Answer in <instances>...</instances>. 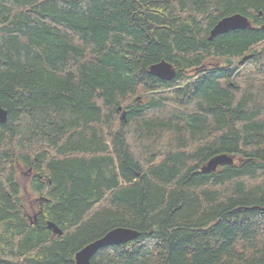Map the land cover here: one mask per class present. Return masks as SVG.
<instances>
[{
  "label": "trees",
  "instance_id": "16d2710c",
  "mask_svg": "<svg viewBox=\"0 0 264 264\" xmlns=\"http://www.w3.org/2000/svg\"><path fill=\"white\" fill-rule=\"evenodd\" d=\"M0 106V264H264V0H0Z\"/></svg>",
  "mask_w": 264,
  "mask_h": 264
},
{
  "label": "water",
  "instance_id": "95a60500",
  "mask_svg": "<svg viewBox=\"0 0 264 264\" xmlns=\"http://www.w3.org/2000/svg\"><path fill=\"white\" fill-rule=\"evenodd\" d=\"M250 25L248 18L240 13H233L221 18L211 29L210 38L217 34L226 33L230 30L246 28ZM249 56L243 57V60ZM149 73L159 79L170 80L174 76L172 65L164 60L156 62L149 67ZM121 107H117L120 111ZM7 112L0 106V122L6 121ZM120 118L125 119V112H120ZM232 158L227 154H218L211 157L200 168L202 172L215 171L219 165L231 163ZM47 227L54 234L61 235L62 230L53 222L49 221ZM138 236V231L126 227H115L106 232L101 237L89 242L79 249L74 256V264H91V257L102 247L109 245H118L129 242Z\"/></svg>",
  "mask_w": 264,
  "mask_h": 264
},
{
  "label": "rangeland",
  "instance_id": "374dc122",
  "mask_svg": "<svg viewBox=\"0 0 264 264\" xmlns=\"http://www.w3.org/2000/svg\"><path fill=\"white\" fill-rule=\"evenodd\" d=\"M210 38V37H209ZM32 198H36V196L32 195ZM31 199V198H30ZM29 198L26 200V205H29L31 200Z\"/></svg>",
  "mask_w": 264,
  "mask_h": 264
}]
</instances>
